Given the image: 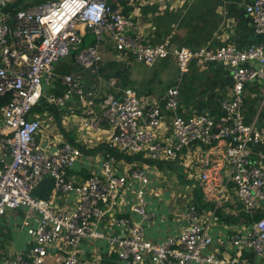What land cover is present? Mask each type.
Wrapping results in <instances>:
<instances>
[{
  "label": "built area",
  "instance_id": "built-area-1",
  "mask_svg": "<svg viewBox=\"0 0 264 264\" xmlns=\"http://www.w3.org/2000/svg\"><path fill=\"white\" fill-rule=\"evenodd\" d=\"M16 1L8 7L0 1V98L7 97L0 104V219L23 208L33 243L26 255L16 254L4 264H47L51 246L67 250L57 264H83L78 257L82 240H103L107 251L125 264H247L215 248L210 231L216 204L205 211L191 198L178 233L160 241L145 236V227L157 217L147 208L149 185L156 181L168 189L182 180L202 184L211 201H218L231 183L242 223L231 227L227 247L248 249L264 264V169L253 157L264 141V125L246 122L242 109L245 85L264 80V41L196 49L151 43L134 30V20L115 0H46L28 7L27 1ZM143 1L164 8L194 0ZM237 2L254 34L264 37V0ZM83 30L94 37L88 45ZM105 37L117 52L145 65L173 59L180 74L192 60L226 67L231 89L219 101L220 114H181L177 85L143 103L133 89L125 88L120 96L101 93L86 87L80 73L55 72V63L70 58L99 78V44ZM56 78L63 83L62 92L48 93L46 86ZM107 82L112 88L116 84L114 77ZM73 96L81 114H62L57 120L52 109L59 111ZM68 121L77 128L73 140L58 133ZM216 143L222 149L211 152ZM83 162L89 166L86 178L73 174ZM175 163L178 170L170 178L165 170ZM44 176L53 179L64 206L32 195Z\"/></svg>",
  "mask_w": 264,
  "mask_h": 264
},
{
  "label": "crops",
  "instance_id": "crops-1",
  "mask_svg": "<svg viewBox=\"0 0 264 264\" xmlns=\"http://www.w3.org/2000/svg\"><path fill=\"white\" fill-rule=\"evenodd\" d=\"M0 1L6 7L11 4L10 0ZM23 1L25 0L16 1V5ZM115 2L125 15L132 17L135 22L134 30L142 33L151 43L167 41L174 46L196 49L201 46L215 47L225 43L243 47L252 40L264 41L263 36L254 34L251 20L237 0L180 1L170 3L164 8L158 4L145 3L143 0H115ZM82 32L83 42H92L90 34L84 30ZM99 51L102 57L99 78L89 75L70 58L66 59L72 60L74 65L63 66L64 72H60L56 65H54L55 69L59 75L82 74L85 86L101 93L111 91L116 96H120L125 88L133 89L143 103L156 101L167 87L177 85L179 111L184 115L203 112L212 115L220 114L219 101L231 89L228 69L219 63H202L192 60L188 63L187 71L180 74L177 63L173 59H157L151 66L136 62L129 53L117 52L109 37H105L99 44ZM109 77L115 78L116 84L113 88L107 82ZM62 90L63 83L60 78H56L53 83L46 86L48 93L59 94ZM243 95L244 120L264 125V80L246 84ZM99 101L100 97L95 98L93 105L95 111H98ZM81 110V105L73 96L62 109L59 111L52 109V112L53 116L60 120L62 114L67 118L72 116L76 118L78 114H81ZM0 127H2L1 123ZM58 131L61 137L70 140L75 139L77 135V128L69 121ZM44 138L47 139V136L44 135ZM48 139L51 137L48 136ZM221 149L222 143H216L211 152L216 153ZM255 150L253 157L264 169V141L258 143ZM173 168L178 170V166ZM88 169L87 162H83L82 166L78 163L73 174L84 178V175L89 174ZM219 173L220 179L224 178L223 169H220ZM199 184L182 180V183L174 182L165 189L166 187H162L161 184L159 186L156 181H153L149 185L147 208L155 211L157 217L155 223L145 227V236L160 241L168 235L178 233L184 223L186 203L191 198H195V191L198 189L202 194L203 203L201 204H207L202 209L206 211L212 207V204L217 205L210 233L219 253L237 256L246 260L247 264H261V259L250 250L227 247L231 227L241 222V205L231 183L227 186V192L218 201L209 200V192L205 193L204 186ZM166 191L169 193L167 199L164 198ZM32 195L36 198L51 200L55 207L65 205L64 198L55 194L54 181L50 176H44L41 179L34 187ZM26 230L23 224V208L9 210L2 216L0 219V264L6 263L16 254L26 255L29 252L33 239ZM102 242L82 240L78 246L80 262L125 264L115 254L109 253ZM66 254V249L51 246L48 248L46 262L57 264Z\"/></svg>",
  "mask_w": 264,
  "mask_h": 264
},
{
  "label": "rangeland",
  "instance_id": "rangeland-1",
  "mask_svg": "<svg viewBox=\"0 0 264 264\" xmlns=\"http://www.w3.org/2000/svg\"><path fill=\"white\" fill-rule=\"evenodd\" d=\"M25 1H29V0H25ZM86 32H88V31H86ZM89 33V32H88ZM90 34V33H89ZM90 36H91V39H92V41L94 40V37H93V35L92 34H90ZM91 43V42H90ZM84 44L85 45H88L89 43H85V41H84ZM63 64V65H62ZM55 65L57 66V68H58V70L60 71V72H64V70H63V66H72V65H74V63H73V61L72 60H67V59H62V60H60L57 64L55 63ZM56 70V69H55ZM56 73H57V70L55 71ZM58 74V73H57ZM63 74V73H62ZM181 171V170H180ZM165 172H166V175L167 176H170V178H172L175 174H176V170L175 169H173L171 166H169L168 168H166V170H165ZM168 196H169V193H168V191H166V193H164V198H168ZM262 210L264 211V203L262 204ZM103 241V240H102ZM102 243H104V241L102 242ZM105 248V247H104ZM107 249V248H106Z\"/></svg>",
  "mask_w": 264,
  "mask_h": 264
},
{
  "label": "trees",
  "instance_id": "trees-1",
  "mask_svg": "<svg viewBox=\"0 0 264 264\" xmlns=\"http://www.w3.org/2000/svg\"><path fill=\"white\" fill-rule=\"evenodd\" d=\"M46 0H29L28 2H27V4L25 5L26 7H28V6H32V5H35V4H38V3H42V2H45ZM6 96L5 97H1L0 98V104H2V103H4L5 102V100H6ZM85 177L84 178H86V177H88L89 176V174H86V175H84ZM194 201H195V203L197 204V206H199V207H205V206H207V204H205V205H202L201 203H203L202 202V194L200 193V190H196L195 191V198H194Z\"/></svg>",
  "mask_w": 264,
  "mask_h": 264
},
{
  "label": "water",
  "instance_id": "water-1",
  "mask_svg": "<svg viewBox=\"0 0 264 264\" xmlns=\"http://www.w3.org/2000/svg\"><path fill=\"white\" fill-rule=\"evenodd\" d=\"M174 166L177 167L178 165L175 163Z\"/></svg>",
  "mask_w": 264,
  "mask_h": 264
}]
</instances>
